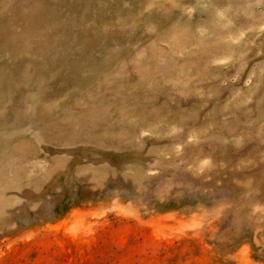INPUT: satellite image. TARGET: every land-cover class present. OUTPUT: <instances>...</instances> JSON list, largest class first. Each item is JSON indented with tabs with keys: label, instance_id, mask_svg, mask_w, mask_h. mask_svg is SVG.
Segmentation results:
<instances>
[{
	"label": "rangeland",
	"instance_id": "rangeland-1",
	"mask_svg": "<svg viewBox=\"0 0 264 264\" xmlns=\"http://www.w3.org/2000/svg\"><path fill=\"white\" fill-rule=\"evenodd\" d=\"M0 264H264V0H0Z\"/></svg>",
	"mask_w": 264,
	"mask_h": 264
}]
</instances>
